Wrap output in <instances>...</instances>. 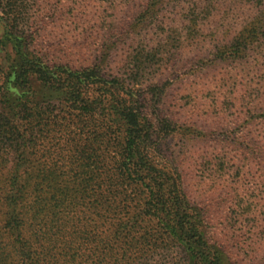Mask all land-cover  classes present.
<instances>
[{"label":"rangeland","instance_id":"obj_1","mask_svg":"<svg viewBox=\"0 0 264 264\" xmlns=\"http://www.w3.org/2000/svg\"><path fill=\"white\" fill-rule=\"evenodd\" d=\"M109 1L22 0L18 23L34 35L25 51L61 83L9 90L37 105L33 133L20 127L19 148L0 154V258L14 246L3 195L22 188L24 206H47L54 175L112 170L124 127L104 126L83 106L126 103L136 93L145 164L177 184L210 245L229 258L224 264H264V0H200L201 14L187 24L179 9ZM5 29L0 18V85L8 87L14 79L4 75L25 60ZM71 87L81 93L74 110L63 102ZM128 184L118 188L126 205Z\"/></svg>","mask_w":264,"mask_h":264},{"label":"trees","instance_id":"obj_2","mask_svg":"<svg viewBox=\"0 0 264 264\" xmlns=\"http://www.w3.org/2000/svg\"><path fill=\"white\" fill-rule=\"evenodd\" d=\"M188 1L195 7L186 13L187 9L181 6L186 0H144L147 10L162 6L173 11L179 9L184 12L181 18L185 24L201 14L200 0ZM24 7L22 0H0L5 37L15 39L16 52L25 60L14 75H4L13 77L11 83L7 81L10 86L6 87L5 81L0 85L3 90L0 94V154L6 157L19 148L18 140L23 136L20 127L33 133L31 111L37 105L31 103V95L22 93L15 98L9 90L31 88L33 82L48 90L61 83L60 77L55 79L51 70L39 67L44 65L25 51L34 35H26L27 31L18 23L17 16ZM31 73L35 75H29ZM71 78L74 79L69 75L67 86ZM64 94L67 109H76L81 96L78 89H65ZM138 102V95L131 93L126 103L116 101L111 105L100 100L97 107L83 106L85 112L92 111L104 126L111 128L120 124L124 127L118 135L122 147L120 157L114 160L112 170L86 177L82 173L67 174L64 178L63 174L54 175L57 185L48 195L51 204L47 206H24L22 188L9 189L3 195L5 214L12 215L9 235L14 246L0 258V264H224V259L228 261L220 248L210 245L202 223L195 219L198 215L181 195L177 184L145 164L142 147L148 131L142 127ZM21 164V161L15 162L16 166ZM13 177L6 175L4 180L10 182ZM125 180L133 190L128 205L119 201L121 195L118 194ZM91 198L94 199L92 204H84ZM18 207L19 218L14 223ZM6 219L10 222L9 216Z\"/></svg>","mask_w":264,"mask_h":264}]
</instances>
